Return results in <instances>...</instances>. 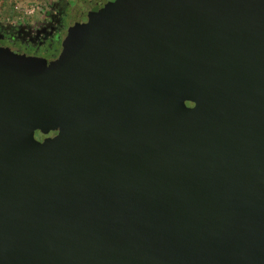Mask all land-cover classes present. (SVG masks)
<instances>
[{"label":"water","instance_id":"water-1","mask_svg":"<svg viewBox=\"0 0 264 264\" xmlns=\"http://www.w3.org/2000/svg\"><path fill=\"white\" fill-rule=\"evenodd\" d=\"M90 3L0 48V264H264V0Z\"/></svg>","mask_w":264,"mask_h":264},{"label":"flooded vegetation","instance_id":"flooded-vegetation-1","mask_svg":"<svg viewBox=\"0 0 264 264\" xmlns=\"http://www.w3.org/2000/svg\"><path fill=\"white\" fill-rule=\"evenodd\" d=\"M50 8L53 14L47 22L38 29L29 31L18 30L14 33L0 32V48L11 53L26 57L27 60L58 64L66 47L70 29L78 14L89 11L91 0H52ZM20 31V32H19ZM188 106L192 104L186 103ZM55 135L50 132L46 135L38 131L35 137L43 140Z\"/></svg>","mask_w":264,"mask_h":264},{"label":"rangeland","instance_id":"rangeland-1","mask_svg":"<svg viewBox=\"0 0 264 264\" xmlns=\"http://www.w3.org/2000/svg\"><path fill=\"white\" fill-rule=\"evenodd\" d=\"M52 0H0V32L38 29L47 22L53 10ZM20 32V31H19Z\"/></svg>","mask_w":264,"mask_h":264}]
</instances>
